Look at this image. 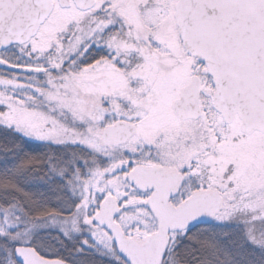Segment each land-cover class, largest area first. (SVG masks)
<instances>
[{"label":"snow or ice","instance_id":"6c2138e0","mask_svg":"<svg viewBox=\"0 0 264 264\" xmlns=\"http://www.w3.org/2000/svg\"><path fill=\"white\" fill-rule=\"evenodd\" d=\"M0 264H264V0H0Z\"/></svg>","mask_w":264,"mask_h":264}]
</instances>
